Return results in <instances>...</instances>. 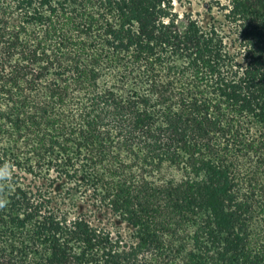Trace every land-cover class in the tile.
I'll list each match as a JSON object with an SVG mask.
<instances>
[{"label": "trees", "instance_id": "1", "mask_svg": "<svg viewBox=\"0 0 264 264\" xmlns=\"http://www.w3.org/2000/svg\"><path fill=\"white\" fill-rule=\"evenodd\" d=\"M206 10L0 0V264H264V0Z\"/></svg>", "mask_w": 264, "mask_h": 264}, {"label": "rangeland", "instance_id": "2", "mask_svg": "<svg viewBox=\"0 0 264 264\" xmlns=\"http://www.w3.org/2000/svg\"><path fill=\"white\" fill-rule=\"evenodd\" d=\"M173 2L174 11L178 14V27L181 31H185L186 24L184 19L190 14L195 16V14L198 13L204 20L208 19L206 4L209 0H173ZM212 15L216 18H220L216 14L215 8L212 11ZM122 232L124 234L126 233L125 228Z\"/></svg>", "mask_w": 264, "mask_h": 264}]
</instances>
